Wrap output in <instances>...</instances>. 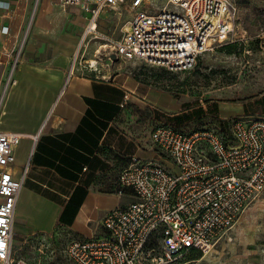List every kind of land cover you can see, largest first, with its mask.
Returning a JSON list of instances; mask_svg holds the SVG:
<instances>
[{
  "label": "built area",
  "instance_id": "obj_1",
  "mask_svg": "<svg viewBox=\"0 0 264 264\" xmlns=\"http://www.w3.org/2000/svg\"><path fill=\"white\" fill-rule=\"evenodd\" d=\"M80 6L88 23L71 72L77 63L107 81L117 61L143 59L170 70L194 68L217 42L248 41L264 46V25L256 34L237 36L238 7L232 0H59ZM3 2L0 1V5ZM7 4V3H6ZM127 4L133 14L110 51L85 60L86 38L97 37V20L107 7ZM8 6V4H7ZM9 26H0V38ZM244 33H247L246 31ZM26 35L10 55L0 57V115ZM128 94L126 95V98ZM216 127L179 130L167 122L151 132L158 158L132 156L117 177V193L134 199L108 211L99 235L80 236L67 246L73 264H180L182 256L209 253L227 237L242 213L264 192V116L222 118ZM224 124V129L223 125ZM32 134L0 128V264H30L16 254V208L25 180L14 175L15 148ZM37 237L41 246L46 238ZM28 236L23 245L29 242Z\"/></svg>",
  "mask_w": 264,
  "mask_h": 264
},
{
  "label": "crops",
  "instance_id": "obj_2",
  "mask_svg": "<svg viewBox=\"0 0 264 264\" xmlns=\"http://www.w3.org/2000/svg\"><path fill=\"white\" fill-rule=\"evenodd\" d=\"M0 1V26H9L0 38L5 69L10 62L5 51L17 48L26 35L0 128L36 135L22 138L15 148L14 175L26 173L14 240L23 244L28 236L37 239L33 234L46 238L57 226L70 229L72 239L99 235L106 213L134 199L131 192L117 193L121 170L134 155L159 156L151 136L153 146H143L120 122L135 86L121 72L109 81L79 63L71 72L88 23L80 6L59 0ZM249 107L222 102L221 117L245 115Z\"/></svg>",
  "mask_w": 264,
  "mask_h": 264
},
{
  "label": "rangeland",
  "instance_id": "obj_3",
  "mask_svg": "<svg viewBox=\"0 0 264 264\" xmlns=\"http://www.w3.org/2000/svg\"><path fill=\"white\" fill-rule=\"evenodd\" d=\"M232 1L239 11L237 36L255 35L259 26L264 25V0ZM163 3L164 0H153L150 7H162ZM132 14L127 4L105 8L97 20L98 36L90 34L86 38L81 54L85 51V57L92 59L99 50L113 49L114 41L122 36ZM110 72L112 78L118 72L123 73L121 78L130 76L135 86L120 122L143 146H153L151 132L160 122L186 131L216 127L226 118L221 117L222 102H247L250 107L246 114L264 116V46L250 38L241 43H215L214 49L203 53L198 64L189 70L168 71L143 59H133L117 61ZM45 237L43 246L34 238L24 245L16 238V254L30 264H73L66 250L73 238L70 229L57 226ZM180 262L264 264V192L209 253L190 252Z\"/></svg>",
  "mask_w": 264,
  "mask_h": 264
},
{
  "label": "trees",
  "instance_id": "obj_4",
  "mask_svg": "<svg viewBox=\"0 0 264 264\" xmlns=\"http://www.w3.org/2000/svg\"><path fill=\"white\" fill-rule=\"evenodd\" d=\"M254 41V40H253ZM237 42H244V41H235V42H231V43H228V44H234V43H237ZM255 43H257V44H259V42H257V41H254ZM198 64V63H197ZM165 69H167L168 71H173V70H170V69H168V68H166V67H164ZM263 102H264V99H263ZM222 121V120H221ZM223 126V129H224V124H222ZM173 126H175L177 129H179V130H183V129H181L179 126H177V125H173ZM197 128H204V127H197ZM197 128H193V129H191V130H188V132L189 131H192V130H195V129H197ZM186 131V130H185ZM116 190H118V186L116 185Z\"/></svg>",
  "mask_w": 264,
  "mask_h": 264
}]
</instances>
